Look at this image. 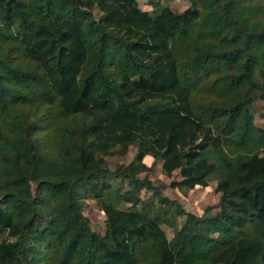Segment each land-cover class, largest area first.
<instances>
[{"label": "trees", "instance_id": "obj_1", "mask_svg": "<svg viewBox=\"0 0 264 264\" xmlns=\"http://www.w3.org/2000/svg\"><path fill=\"white\" fill-rule=\"evenodd\" d=\"M188 1L0 0V264H264V0Z\"/></svg>", "mask_w": 264, "mask_h": 264}, {"label": "rangeland", "instance_id": "obj_2", "mask_svg": "<svg viewBox=\"0 0 264 264\" xmlns=\"http://www.w3.org/2000/svg\"><path fill=\"white\" fill-rule=\"evenodd\" d=\"M141 8L145 11H151L152 7L149 4L150 0H138ZM161 3L163 5L171 7L173 11L176 12H183L186 10L190 3L188 0H161ZM255 122L256 124L264 129V102L263 101H257L255 104ZM136 153V147H131L129 150V154L125 158H107L108 167L111 169H115L117 165L122 164H129ZM145 163L149 166L153 163V158L148 157L145 160ZM142 177L145 176V174L141 175ZM152 181L161 182L166 185H169L173 180H181L180 174L178 172L174 173L173 177L169 178L167 177L163 171H162V163H159L152 174H150L149 177ZM216 181L211 180L210 187L207 189H203L201 187H197L195 190L192 191H179V190H173V189H166L164 190L163 194L168 199L175 202V204L170 205L171 211L175 214L176 211V203L183 206L184 209L187 212L196 214L201 216L204 211L208 207L216 206L220 200V195L215 194L214 189L216 187ZM143 197L145 199L151 197V194L148 192L143 193ZM87 215L92 219L94 223V229L100 233L104 232V220L105 216L104 213H102L96 203L94 201L90 202L89 208L86 211ZM175 226L170 227L167 225H163V229L165 230L167 236L169 239H173L176 232L181 228L183 217L174 218ZM224 239H227L226 236L220 237ZM223 247V246H222ZM220 248L219 250H221ZM218 252V251H217ZM191 252H186L185 256L190 255Z\"/></svg>", "mask_w": 264, "mask_h": 264}]
</instances>
